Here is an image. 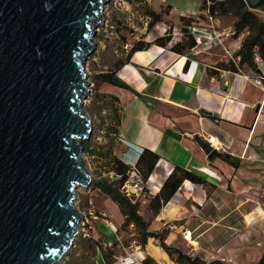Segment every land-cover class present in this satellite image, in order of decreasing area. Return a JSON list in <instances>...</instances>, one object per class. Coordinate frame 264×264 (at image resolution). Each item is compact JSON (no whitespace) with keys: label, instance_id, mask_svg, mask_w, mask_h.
<instances>
[{"label":"water","instance_id":"obj_1","mask_svg":"<svg viewBox=\"0 0 264 264\" xmlns=\"http://www.w3.org/2000/svg\"><path fill=\"white\" fill-rule=\"evenodd\" d=\"M109 1L0 0V264H61L76 245V191L92 181L85 65Z\"/></svg>","mask_w":264,"mask_h":264},{"label":"crops","instance_id":"obj_2","mask_svg":"<svg viewBox=\"0 0 264 264\" xmlns=\"http://www.w3.org/2000/svg\"><path fill=\"white\" fill-rule=\"evenodd\" d=\"M147 2L157 12L169 5L171 11L167 18L175 25L181 22L182 16L197 17L200 14L206 18L197 24H207L215 29L214 24L218 21L217 18H207V12L200 10L198 13L182 12L176 22L172 17L174 6L167 4L166 0H162L158 8H155L154 0ZM221 39L223 42L224 36ZM179 40L181 38L165 47L152 45L146 50L135 52L131 62L119 71V77L131 89L112 86L111 93L119 99L122 114L115 136L114 154L133 166L145 149L160 156L150 179L142 183L135 174H131V178L136 180L135 184L128 185L127 190L137 200H143V205L147 204L148 200L142 196L141 188L149 189L152 195L157 194L169 176L165 166H179L197 174L208 184L204 186L191 182L195 190L181 193L183 188L187 189V180L184 182L178 191L181 195L177 203L181 207L177 212L179 216L185 209L193 212L192 208L182 204V200L192 197V201L196 202L194 207L199 200H203L202 195H194L199 186L204 194L211 187L217 195L231 186L235 194L246 196L241 198L233 211L249 213V216L256 209L254 216L264 221V204L247 208L253 200L248 195L250 190L264 196V85L254 87L256 78L252 71L220 70L216 75H210L208 68L212 66L205 61L210 58L199 60L197 56L191 57V53L182 55L172 50ZM242 40L240 37L233 38L231 45L240 49ZM189 59L190 65L185 69ZM207 135L215 136L225 147L220 152L221 157L208 159L213 150L205 139ZM224 154L235 159L239 167L235 168L226 161ZM175 198L161 210L163 215L160 221H165V217L169 218L175 210L171 208L176 205ZM118 216L117 219L121 220L119 213ZM262 228L264 230V226Z\"/></svg>","mask_w":264,"mask_h":264},{"label":"rangeland","instance_id":"obj_3","mask_svg":"<svg viewBox=\"0 0 264 264\" xmlns=\"http://www.w3.org/2000/svg\"><path fill=\"white\" fill-rule=\"evenodd\" d=\"M257 1L254 0V2ZM166 2L174 6L172 17L178 22L179 14L182 12H200L203 0H166ZM153 4L155 8H158L162 4V0H154ZM255 11L264 18L263 11L259 9ZM104 19L97 28L95 35L96 50L89 55L85 65L90 82V91L83 107L91 120L92 129L91 137L85 140L84 144L87 143L91 151L94 149L102 153L108 150L110 140L115 138L113 117L117 111L121 114V105L120 101H115L112 98L116 97L111 93L112 85L101 82L97 77L119 61L124 60L135 41L140 39L154 40L160 36V32L156 28L157 24L152 30H149L148 22L150 19L144 16L142 5L130 3L127 0H110L105 6ZM217 19L218 21L214 24L216 30L231 28V32L229 37L224 36L225 39L221 44L196 57L199 60L204 57L210 58L205 60L209 66L228 61L239 49L231 45L235 18L227 16ZM171 22L173 27L178 26V28L176 27L178 30L183 27L181 22L176 25L173 21ZM165 25L169 30L171 29L170 25ZM196 25L208 30L213 29L206 26L207 24ZM247 34L248 32L243 33L240 38L243 39ZM258 57L259 60L256 61L260 72L247 66H244L242 70L252 71L254 78H256L254 81L256 88L258 85H264V61L260 56ZM82 157L83 168L90 175L92 181L88 187H80L76 191L77 197L74 204L83 213V220L80 222L81 231L75 247L61 261V264H106L99 249L96 248V252H94V241H101L107 247L114 246L108 245L110 241L115 243L114 264H123L127 258L134 259L137 264H144L143 260L147 255L154 259L153 264H178L176 254H168L160 245V240L154 236L149 237L147 244L143 247L140 227L124 224L125 217L118 204L100 188L102 181L113 179V174L107 172L108 159L91 155L88 152H85ZM135 180V178H131L130 183L126 182L123 189H128L129 184H135ZM189 187L191 189L183 188L180 192L184 193L186 190L193 192L195 190L191 184ZM199 187L194 195H202L203 200H199L196 207H194L196 202L192 201V197L181 201L184 206L192 208L193 212L184 208L183 214L180 216L177 214L181 209L177 204L181 195L177 192L174 200L176 205L171 206L175 210L171 216H168L169 218L165 217V221H160L163 212L154 213L149 209V198L152 194L149 189L142 188L141 194L148 200V203L143 205V200L139 199L138 201L142 204L140 214L149 224L148 230L163 235L167 244L179 249L186 255L201 258L206 264H212L215 261L225 264H259L264 254V230L262 228L264 221H261L258 216H254L257 210L255 209L254 214L249 216H247L249 213L233 211L241 202V198H246V196L235 194L231 186L220 195H217L211 187L208 192L205 189L206 194H204ZM248 195L253 199L247 206L248 209L264 204V196H260L252 190L249 191ZM260 212L262 214V211ZM118 213L121 220L117 219ZM251 219L252 222L249 223ZM109 227H111V232ZM186 229L193 231V239L197 242L196 244L184 238L183 233ZM154 246L163 249L167 253V257H158L153 249ZM142 256L144 258L138 260Z\"/></svg>","mask_w":264,"mask_h":264},{"label":"trees","instance_id":"obj_4","mask_svg":"<svg viewBox=\"0 0 264 264\" xmlns=\"http://www.w3.org/2000/svg\"><path fill=\"white\" fill-rule=\"evenodd\" d=\"M130 3L142 5L144 16L149 18L148 22L149 30H152L158 23L164 22L171 26L172 22L167 18L170 14L171 7L167 5L161 12L154 10L146 0H127ZM201 9L203 11L208 10V17L219 18L232 16L235 18L233 22V38L240 37L243 33L248 34L243 38L240 49L236 51L234 56L228 61L218 62L216 65L208 68L210 75H216L220 70H228L231 72H239L243 70L244 66L260 72L259 65L256 61L257 55L264 61V18H262L255 10H251L245 0H211L210 7L207 6V1L203 0ZM264 12V5L259 9ZM206 18L204 14H200L197 17L182 16L180 18L183 27L181 31L183 37L175 45L172 46V50L182 54L188 55L189 52L197 45L195 36L189 30L190 26L196 25L201 19ZM170 29V30H171ZM172 40L171 35L158 36L152 41H146L144 39L137 40L133 43L130 50L124 60L119 61L111 67L108 71L100 73L98 80L104 83H108L112 86H117L125 89H131L129 85L119 77V71L125 64L131 62L132 55L141 50H146L152 45L167 46ZM126 42V39H124ZM190 65V59L185 65V69H188ZM115 101H119L117 97H112ZM122 114L118 111L115 112L113 120L115 122L114 136L117 135L119 126L121 124ZM115 138L110 140L109 148L105 153L101 151L90 149V146L85 143V152L91 155H97L108 159V174L112 173V180L102 181L100 188L110 195L113 201H115L123 216L125 217L124 224L135 225L140 227L142 235V246L145 247L149 237L154 236L160 240V245L164 250L170 254H176V262L178 264H206L204 260L199 257H191L184 254L179 249L167 244L163 235L159 233H153L148 230V222L140 214L141 203L135 198L134 195H127L123 186L131 179V174H135L140 182L146 183L155 167L157 166L160 156L149 149H145L139 156L136 164L130 165L125 163L122 159L114 154ZM224 159L228 161L233 167L238 168L239 163L235 159H231L229 154H224ZM115 178V179H114ZM186 180L195 184H201L208 186L207 182L198 176L197 174L186 170L182 167L175 166L172 173L167 177L159 192L155 195H151L149 198V209L154 213H159L177 194L181 186ZM93 250L96 252V248L100 253L106 264L115 263V243L112 247L104 246L101 241H94ZM154 259L147 255L143 260L144 264H153ZM212 264H225L220 261H215ZM259 264H264V256L260 260Z\"/></svg>","mask_w":264,"mask_h":264},{"label":"built area","instance_id":"obj_5","mask_svg":"<svg viewBox=\"0 0 264 264\" xmlns=\"http://www.w3.org/2000/svg\"><path fill=\"white\" fill-rule=\"evenodd\" d=\"M207 1V6L210 7L211 5V0H206ZM208 13V10L206 11ZM212 18V17H210ZM157 30L160 32V36H164V35H171L172 40L170 41V43H174L175 40L177 38H182L183 37V33L181 30H178L176 27H173V30L170 31L166 25H164L163 27L158 23L156 25ZM189 30L192 32V34L195 36L196 41H197V45L193 48V50L191 51L192 56L196 57L199 54H201L204 51L210 50L215 46H218L219 44L222 43V37L225 35H229L231 32V29L228 30H208L204 27L201 26H197V25H193L189 27ZM256 60H259V57L257 55ZM260 82V80H259ZM226 85H228V82H226ZM206 141L209 143L211 150H215L218 152L224 151L225 147L223 146V144L221 142H219L217 140V138L215 136L212 135H207L205 136ZM173 167H170L169 165L165 166V170H166V174L170 175L173 171ZM134 174V173H133ZM128 183H130V180L128 181ZM142 189V188H141ZM193 189V188H192ZM123 190H125V192L127 193V195H131L129 193V191L127 190V188H124ZM183 236L186 240L188 241H192V239L194 238L193 236V231L186 229L183 233ZM109 246L113 245V241L108 243Z\"/></svg>","mask_w":264,"mask_h":264},{"label":"bare ground","instance_id":"obj_6","mask_svg":"<svg viewBox=\"0 0 264 264\" xmlns=\"http://www.w3.org/2000/svg\"><path fill=\"white\" fill-rule=\"evenodd\" d=\"M189 184H191V181L187 180V181L185 182V187L191 189V187H189ZM249 218H250V217H249ZM251 222H252V219L249 220V223H251ZM191 242L194 243V244L197 243L194 239H192ZM153 249H154V251H155V254H156L158 257H161V258H166V257H167V253H166L163 249L158 248V247H156V246H154ZM143 258H144V256H142V257L139 258L138 260H140V259L142 260ZM123 264H137V263H136V261H135L134 259L127 258V259L124 260V263H123ZM138 264H139V263H138Z\"/></svg>","mask_w":264,"mask_h":264}]
</instances>
